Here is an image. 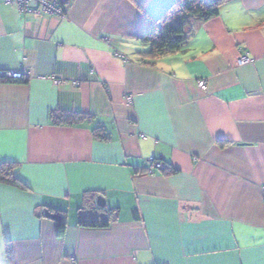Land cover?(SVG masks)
I'll use <instances>...</instances> for the list:
<instances>
[{"label": "crops", "instance_id": "0c3cea01", "mask_svg": "<svg viewBox=\"0 0 264 264\" xmlns=\"http://www.w3.org/2000/svg\"><path fill=\"white\" fill-rule=\"evenodd\" d=\"M171 1L57 0L60 16L0 0V72L27 73L0 83V163L27 184L0 181V264L7 243L13 264H264V0H225L148 58ZM92 192L117 208L107 227L78 224Z\"/></svg>", "mask_w": 264, "mask_h": 264}, {"label": "trees", "instance_id": "16d2710c", "mask_svg": "<svg viewBox=\"0 0 264 264\" xmlns=\"http://www.w3.org/2000/svg\"><path fill=\"white\" fill-rule=\"evenodd\" d=\"M223 1L225 0H172L159 15L149 16V27L140 37L142 42L148 44V50L144 52V55L148 58H155L179 49L187 39L190 21L192 19L205 20L216 15L219 4ZM26 81V74L11 77L0 72V83H24ZM48 116L55 124L69 125L92 118L87 113L61 109H51ZM91 131L96 139L107 140L109 138L110 133L100 124L93 126ZM153 159L157 158L153 157ZM13 166L14 164L9 162L0 163V181L21 189L27 188V184L14 174ZM89 196L90 198H86L85 204L80 207L78 224L82 227H107L115 217V215L113 217V212H117V208L99 207L95 203L97 194L92 192ZM57 214L61 216V219L56 222L55 234L61 237L65 231V217ZM5 252L7 264H13L12 250L8 243L5 246Z\"/></svg>", "mask_w": 264, "mask_h": 264}, {"label": "built area", "instance_id": "2783aa9c", "mask_svg": "<svg viewBox=\"0 0 264 264\" xmlns=\"http://www.w3.org/2000/svg\"><path fill=\"white\" fill-rule=\"evenodd\" d=\"M5 3H15L20 11L23 12H32L35 14H40V13H52V14H57L60 16H64V9L59 7L57 0H4ZM31 2H34L36 6L32 7ZM251 59L246 55H242L240 57V63H248L250 62ZM25 70H15V71H2V74L11 76V77H19L23 74H25ZM54 83H59L60 79L53 77L52 78ZM198 85L201 89H205L206 84L204 80H199ZM132 95L128 94L126 96V100L128 102L131 101ZM143 136V135H141ZM149 167L146 169V172L152 173L153 170L156 169H161L163 167V163L161 160L158 159H153V157L149 158ZM263 199H264V186H263Z\"/></svg>", "mask_w": 264, "mask_h": 264}, {"label": "water", "instance_id": "95a60500", "mask_svg": "<svg viewBox=\"0 0 264 264\" xmlns=\"http://www.w3.org/2000/svg\"><path fill=\"white\" fill-rule=\"evenodd\" d=\"M95 203L99 207H104L105 206V198L102 195H97L95 199ZM44 215L48 218L54 219V220H60L61 216L58 215L55 212L50 211L49 209L44 210Z\"/></svg>", "mask_w": 264, "mask_h": 264}, {"label": "clouds", "instance_id": "9594fccd", "mask_svg": "<svg viewBox=\"0 0 264 264\" xmlns=\"http://www.w3.org/2000/svg\"><path fill=\"white\" fill-rule=\"evenodd\" d=\"M25 74H27V73H25Z\"/></svg>", "mask_w": 264, "mask_h": 264}, {"label": "rangeland", "instance_id": "374dc122", "mask_svg": "<svg viewBox=\"0 0 264 264\" xmlns=\"http://www.w3.org/2000/svg\"><path fill=\"white\" fill-rule=\"evenodd\" d=\"M53 78V77H52Z\"/></svg>", "mask_w": 264, "mask_h": 264}]
</instances>
